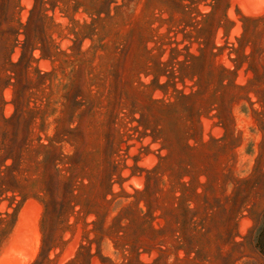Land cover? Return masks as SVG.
<instances>
[{"label":"rangeland","instance_id":"obj_1","mask_svg":"<svg viewBox=\"0 0 264 264\" xmlns=\"http://www.w3.org/2000/svg\"><path fill=\"white\" fill-rule=\"evenodd\" d=\"M264 0H0V264H264Z\"/></svg>","mask_w":264,"mask_h":264},{"label":"trees","instance_id":"obj_2","mask_svg":"<svg viewBox=\"0 0 264 264\" xmlns=\"http://www.w3.org/2000/svg\"><path fill=\"white\" fill-rule=\"evenodd\" d=\"M257 247L260 252H264V242L260 238L257 239Z\"/></svg>","mask_w":264,"mask_h":264}]
</instances>
